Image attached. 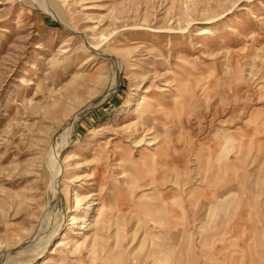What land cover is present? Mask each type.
<instances>
[{"label":"rangeland","instance_id":"374dc122","mask_svg":"<svg viewBox=\"0 0 264 264\" xmlns=\"http://www.w3.org/2000/svg\"><path fill=\"white\" fill-rule=\"evenodd\" d=\"M0 264H264V0H0Z\"/></svg>","mask_w":264,"mask_h":264},{"label":"bare ground","instance_id":"6f19581e","mask_svg":"<svg viewBox=\"0 0 264 264\" xmlns=\"http://www.w3.org/2000/svg\"><path fill=\"white\" fill-rule=\"evenodd\" d=\"M35 1V0H34ZM208 33H210V30H208V29H204V31H203V34H208ZM151 105H150V103H148V102H145V101H142L140 104H139V107L137 108V110H136V114L138 115V116H140V118H143V115H144V112H146V109L145 108H148V107H150ZM148 111V110H147ZM52 173H53V176H52V178H53V187H54V184H56V177H57V170H55V166H54V163H53V165H52Z\"/></svg>","mask_w":264,"mask_h":264}]
</instances>
